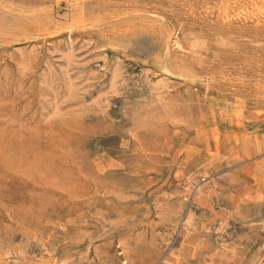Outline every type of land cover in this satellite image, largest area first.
Masks as SVG:
<instances>
[{
    "label": "rangeland",
    "instance_id": "1",
    "mask_svg": "<svg viewBox=\"0 0 264 264\" xmlns=\"http://www.w3.org/2000/svg\"><path fill=\"white\" fill-rule=\"evenodd\" d=\"M0 264H264V0H0Z\"/></svg>",
    "mask_w": 264,
    "mask_h": 264
},
{
    "label": "bare ground",
    "instance_id": "2",
    "mask_svg": "<svg viewBox=\"0 0 264 264\" xmlns=\"http://www.w3.org/2000/svg\"><path fill=\"white\" fill-rule=\"evenodd\" d=\"M242 12H243V11H242ZM44 14H45V13H44ZM44 14H43V15L41 14L40 16L44 17ZM47 14H48V13H47ZM48 15H49V14H48ZM50 16H51V15H50ZM45 17H46V16H45ZM48 18H49V17H48ZM42 20H43V19H42ZM44 20H45V19H44ZM49 20H50V19H49ZM164 23H165V22H164ZM241 31H242V30H241ZM134 35H135V34H134ZM133 37H134V36H133ZM136 37H137V36H136ZM152 37H153V36H152ZM154 37H155V36H154ZM154 37H153V38H154ZM157 39H158V38H157ZM160 39H161V37H160ZM7 165H8V164H7Z\"/></svg>",
    "mask_w": 264,
    "mask_h": 264
}]
</instances>
